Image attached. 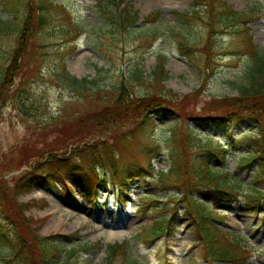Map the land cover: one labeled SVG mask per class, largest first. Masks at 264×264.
I'll return each mask as SVG.
<instances>
[{"label":"rangeland","instance_id":"1","mask_svg":"<svg viewBox=\"0 0 264 264\" xmlns=\"http://www.w3.org/2000/svg\"><path fill=\"white\" fill-rule=\"evenodd\" d=\"M4 1L17 11V19L0 32V72L12 68L0 87V264H25L24 258H31L32 249L20 236L33 242L56 238L64 252L50 264H106V246L124 242L133 248L135 258L131 255L139 264H208L196 223L182 203L184 196L210 205L215 228L249 251L250 264H264V208L249 213L245 205L255 191L264 195L258 165L248 158L250 146L260 137L257 125L252 120L192 121L216 114L222 102L236 97L232 84L241 81L249 63L245 41L236 52L240 45L232 44L231 34L209 38L206 9L196 7L195 0H123L122 6L138 15L131 28L109 20V13H123L117 1L45 0L50 7L45 29L18 44L16 32L24 16L36 18L40 5L36 2L43 0H26L28 5ZM220 1L250 17L253 45L264 52V0ZM195 11L203 15L186 22L178 16ZM154 13H160L157 20L147 23ZM0 18L11 19L1 1ZM180 35L195 43L188 51L180 49ZM206 44L220 47L212 51L208 63ZM17 46L12 64L10 56ZM160 56L168 75L155 84L150 74ZM129 67L140 69L144 81L128 82ZM60 69L78 80L98 78L101 91L89 86L88 91L77 92L63 86ZM115 85L123 94L158 100L167 95L174 101L156 106L148 125L138 126L141 119L133 123L124 113L116 117L113 111L105 112L115 99ZM103 124L109 129L104 131ZM83 127L91 129L89 136ZM100 140L117 148L105 162L89 167L80 153L90 155ZM223 146L230 150L226 164L222 167L214 157L210 167L218 176L227 174L238 198L232 204H212L188 188V166L193 164L192 171H197L205 149ZM171 156L180 159L178 176L169 169ZM60 166L68 168L51 172ZM71 168L90 184L89 200L68 178ZM97 180L105 185L95 190ZM24 181L28 190L22 191ZM155 219L169 221V231L154 240L137 237ZM107 235L112 238L106 240Z\"/></svg>","mask_w":264,"mask_h":264},{"label":"trees","instance_id":"2","mask_svg":"<svg viewBox=\"0 0 264 264\" xmlns=\"http://www.w3.org/2000/svg\"><path fill=\"white\" fill-rule=\"evenodd\" d=\"M1 1L2 9L8 14H10V20H3L0 18V32L7 30L11 27L13 21L17 19L16 13L12 6ZM26 3V0H21ZM198 1V0H197ZM200 0L196 2V6L202 5L205 7V26L208 28L209 38H214L217 34L229 33L231 34L232 44L239 43L240 48H235L234 51L238 52L241 47H244V41L246 46L244 48L245 56H247L249 63L243 71L241 81L234 83L232 85L233 90L237 93V97L233 99H227L222 102L220 108L216 110V114L206 115V116H196L192 120L203 121L208 120H220L223 123L229 122L233 119L248 118L253 120L260 132V137L255 140L251 147V154L248 158L254 160L258 164V180H264V171H262V166L264 164L262 154H264V52H260L255 45H253L252 37L250 36V28L248 24L251 19L243 14H239L233 11L230 7L226 6L220 0ZM45 1L36 2L40 4L36 10V18L31 15L24 16V23L19 26L16 32L15 43H23L25 39H28L34 33L39 32V30H44L47 25L48 17L50 14V7L46 6ZM112 4H116L115 0H111ZM28 5V3H26ZM123 4V0L117 3V7ZM30 9V8H29ZM123 13L116 14L109 13L108 18L114 26H126L128 28L133 27L137 22V14L129 11V8L123 6L121 8ZM153 17V16H151ZM151 17L149 19H151ZM181 19L185 22L189 18L179 15ZM148 19V20H149ZM132 30V29H129ZM219 32V33H217ZM181 39L180 49L186 50L190 49L192 44H189L185 36H179ZM22 45V44H21ZM18 46L15 47L10 56L12 64L14 60H17L18 56ZM213 49H218L217 46H205V52L207 55V63L210 60V55ZM165 59L160 57L156 61V67L150 74V78L153 83H163L167 80V72L164 70ZM131 67V66H130ZM127 69L128 82H139L144 81L143 72L137 67ZM11 69L7 68L5 71L0 72V87L4 86V80L11 76ZM59 80L63 86L73 87L77 92L88 91L89 86L92 89H96L97 92L101 91V83L98 82V78L91 81L86 78L78 80L70 76L66 71L62 69L59 70ZM116 92L115 99L106 108L105 112L113 111L117 115L124 113L129 120L134 121L141 119V122L137 124L138 126L148 125V120L150 115L158 111L157 107L166 106L170 102L174 101V96H163V100H158L157 97L150 98L143 97L139 98L135 94H123L122 87L115 85L113 88ZM174 95V94H173ZM1 97V96H0ZM137 116V118H135ZM82 121V120H80ZM104 131L108 130L109 124L105 125ZM87 136L90 135V131L87 127H83V133ZM103 131V132H104ZM78 133V131L76 132ZM187 135L193 134L191 131ZM98 144L92 145L91 150L93 153L86 155L80 153V160L86 159L88 156H94L95 161L98 163L105 162L106 158H110L113 154V149L117 146L112 147V144L103 140L97 141ZM209 148V147H207ZM90 150L89 148H87ZM228 151L226 150H211L205 149L202 154H206L202 164L197 165V171H192V165L189 164V179L188 188L193 191L194 194L205 197L213 204L220 203H232L237 198V192L230 183L227 182V178H223L215 174L210 167V163L214 157H218L220 164H224ZM264 157V155H263ZM87 161V160H83ZM51 162V161H50ZM92 164V163H91ZM114 164V163H113ZM60 168L68 167H54L51 172H57ZM169 169L174 170L176 176H178V170L181 169L180 159L176 156H171L169 160ZM77 169L71 168L67 170L68 178L73 181L74 185L80 193H82L85 198L89 199L92 195V190L88 182L77 176ZM173 173L170 171L169 176ZM117 178V175H114ZM120 180H125L122 176ZM86 182V183H85ZM22 191L28 190L27 183L24 181ZM105 185L102 180H97L95 190L101 188ZM120 189L123 190L124 185L120 183ZM94 188V187H93ZM257 194L254 199L249 196V203L247 207L249 211H255L261 207H264V195L255 191ZM9 196V195H8ZM10 201L13 197H9ZM14 201V200H13ZM182 203L186 206V213L191 217V219L196 223V233L201 239L205 252L209 257V264H250L248 262V257H250L249 251L242 246L239 242L228 238L226 234L222 233L220 230L215 228L213 223L214 217L209 213V206H204L199 200H195L193 196L186 197L182 199ZM22 210V209H21ZM20 212V209H19ZM170 226V222H163L161 220H155L151 222L149 227L143 228L138 237L144 240H154L166 233ZM36 238V237H35ZM27 243V248L32 249L31 258H24L25 264H31L32 260L36 261L37 264H50L51 261L59 257L64 251L62 249V244H58V240L54 237H46L40 239H34L31 241L28 237L20 236V240ZM91 247H94L91 246ZM131 249L127 246V243L113 244L106 247V264H139L136 259L131 255ZM21 256V255H20ZM208 259V258H207Z\"/></svg>","mask_w":264,"mask_h":264},{"label":"bare ground","instance_id":"3","mask_svg":"<svg viewBox=\"0 0 264 264\" xmlns=\"http://www.w3.org/2000/svg\"><path fill=\"white\" fill-rule=\"evenodd\" d=\"M147 1H155V2H160V0H147ZM73 73V72H72ZM112 238V236L111 235H107V237H106V240H108V239H111Z\"/></svg>","mask_w":264,"mask_h":264}]
</instances>
